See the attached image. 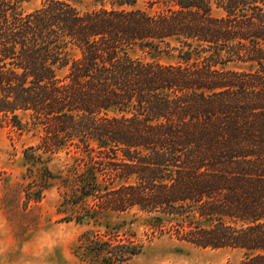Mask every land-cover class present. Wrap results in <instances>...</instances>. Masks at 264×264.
I'll use <instances>...</instances> for the list:
<instances>
[{
  "label": "trees",
  "instance_id": "trees-1",
  "mask_svg": "<svg viewBox=\"0 0 264 264\" xmlns=\"http://www.w3.org/2000/svg\"><path fill=\"white\" fill-rule=\"evenodd\" d=\"M22 1L0 0V117L36 138L28 162L73 150L27 199L59 178L82 205L76 220L133 211L149 238L240 248L239 264H264V0H153L152 12L136 0L25 12ZM118 235L112 258L139 252Z\"/></svg>",
  "mask_w": 264,
  "mask_h": 264
},
{
  "label": "rangeland",
  "instance_id": "rangeland-1",
  "mask_svg": "<svg viewBox=\"0 0 264 264\" xmlns=\"http://www.w3.org/2000/svg\"><path fill=\"white\" fill-rule=\"evenodd\" d=\"M44 1L23 0L21 8L31 11ZM67 1L79 11L102 5L100 0ZM132 7L152 12L159 5L153 0H136ZM212 14L220 16L222 11L213 8ZM174 54L130 52L132 57L163 63L175 62ZM35 142L30 132L0 117V264H239L243 259L240 248H201L167 234L149 238L144 218L133 211H103L76 220L82 205L69 200L59 178L49 181L39 200L27 199V191L37 188L44 167L63 175L73 164V150L61 151L44 162H28L23 152ZM114 232L125 243L141 244L139 252L125 260L112 258L106 243H115ZM96 234L101 241H96Z\"/></svg>",
  "mask_w": 264,
  "mask_h": 264
}]
</instances>
